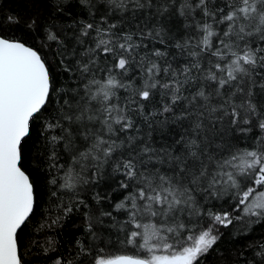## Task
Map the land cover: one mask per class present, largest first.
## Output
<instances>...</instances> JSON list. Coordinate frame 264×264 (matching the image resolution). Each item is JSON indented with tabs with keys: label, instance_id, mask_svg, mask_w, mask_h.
<instances>
[{
	"label": "snow or ice",
	"instance_id": "snow-or-ice-1",
	"mask_svg": "<svg viewBox=\"0 0 264 264\" xmlns=\"http://www.w3.org/2000/svg\"><path fill=\"white\" fill-rule=\"evenodd\" d=\"M99 3L121 19L141 12L179 16L194 33L175 43L188 59L174 66L168 52L149 48L167 46L162 28L123 32L102 15L101 25L81 22L70 51L48 31L47 40L61 45L66 79L75 84L58 88L38 51L0 37V264H23L20 234L34 213L24 145L35 121H43L57 208L64 216L79 205L89 209V243L78 240L76 260L54 264H203L220 238L217 226L264 217V192L250 199L256 187L264 188V103L254 100L257 89L264 95V0ZM168 125L178 129L172 138L157 137V128ZM255 128V144L241 146ZM61 150L64 164L58 163ZM104 180L122 198L113 203L91 191ZM82 191L98 205L107 199L110 210L94 217ZM225 196L238 201L234 210L242 216L208 207ZM101 217L114 221L109 226L120 244L146 255L110 254L111 236L94 230L105 224ZM49 251L55 248L44 254ZM255 256L248 264H264V244Z\"/></svg>",
	"mask_w": 264,
	"mask_h": 264
},
{
	"label": "trees",
	"instance_id": "trees-1",
	"mask_svg": "<svg viewBox=\"0 0 264 264\" xmlns=\"http://www.w3.org/2000/svg\"><path fill=\"white\" fill-rule=\"evenodd\" d=\"M102 15L106 16L108 22L118 24V30L123 32L138 31L145 27L153 30L156 27L162 28L168 41L167 46L149 43V48L157 47L168 52L166 59L174 66H180L187 61V53L182 54L175 47L177 41L183 43L186 38L194 39V33L185 28L182 18L168 14L164 16L154 14L149 18L147 12H141L137 13L135 18L131 13H126V18L121 19L119 13L115 15L107 13L106 7L99 3V0H89L88 4L81 3V0H0V37L19 40L38 51L55 78L58 88L75 87L74 83L66 79L67 73L63 71L59 63L60 56L57 53L62 50L61 45L47 40L48 31L54 32L70 51L76 43L75 37L80 34L81 22L101 25ZM9 17L12 18L11 21ZM102 26L107 27V24ZM256 91L255 102L258 105L264 103V95L260 94L259 89ZM120 95H124L122 90ZM55 100L56 96L53 95V101ZM42 123L43 121L33 123L31 136L24 145V170L34 184V213L30 217L28 226L20 234L19 253L23 264H54L56 258L75 261L78 250L76 242L79 240L87 245L90 240L85 232L88 223L85 213L89 209L79 205L64 216L62 207L57 208L59 203L57 197L52 196L53 186L49 184V160L46 154L45 137L42 135ZM143 131L147 133L149 129L145 126ZM177 131L175 125H168L164 130L157 128L156 136L163 135L171 139L169 133ZM247 135L248 139L240 141L241 146L255 144L259 129L255 128ZM58 163H65L62 150ZM112 187V181L104 180L92 186L91 191L99 192L102 196L110 195L114 203L116 199L122 197L118 193H113ZM81 195L90 205L94 217L99 216L101 209L110 210L111 208L107 199L102 200L98 205L88 191H82ZM237 203V200L225 196L222 199L213 200L208 207L216 212H231L234 217L242 216L241 210H234ZM67 204L68 201L65 199L64 206ZM57 217L59 222L53 224L52 221ZM118 218L122 223L126 217ZM101 219L105 221V224H94V230L98 234L102 233L105 238L111 236L112 244L108 246L110 254L146 255L131 246L120 244L117 241L118 233L109 226L114 221L108 217H101ZM208 223L205 217L203 224ZM217 227L220 238L214 250L204 258L203 264H248L249 260L258 261L255 251L260 244H264V217L243 216L241 220H234L228 228ZM119 235L122 239L123 234ZM49 241L52 243L49 244ZM50 247L55 248V251H49L45 255V248Z\"/></svg>",
	"mask_w": 264,
	"mask_h": 264
},
{
	"label": "rangeland",
	"instance_id": "rangeland-1",
	"mask_svg": "<svg viewBox=\"0 0 264 264\" xmlns=\"http://www.w3.org/2000/svg\"><path fill=\"white\" fill-rule=\"evenodd\" d=\"M262 192H264V188L256 187V191L253 193V196L250 199L254 200Z\"/></svg>",
	"mask_w": 264,
	"mask_h": 264
},
{
	"label": "water",
	"instance_id": "water-1",
	"mask_svg": "<svg viewBox=\"0 0 264 264\" xmlns=\"http://www.w3.org/2000/svg\"><path fill=\"white\" fill-rule=\"evenodd\" d=\"M35 50V49H34Z\"/></svg>",
	"mask_w": 264,
	"mask_h": 264
}]
</instances>
